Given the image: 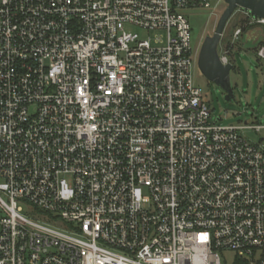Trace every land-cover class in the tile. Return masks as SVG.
<instances>
[{
  "label": "built area",
  "instance_id": "2783aa9c",
  "mask_svg": "<svg viewBox=\"0 0 264 264\" xmlns=\"http://www.w3.org/2000/svg\"><path fill=\"white\" fill-rule=\"evenodd\" d=\"M212 5L0 0V264H264V126L192 77L182 11Z\"/></svg>",
  "mask_w": 264,
  "mask_h": 264
},
{
  "label": "rangeland",
  "instance_id": "374dc122",
  "mask_svg": "<svg viewBox=\"0 0 264 264\" xmlns=\"http://www.w3.org/2000/svg\"><path fill=\"white\" fill-rule=\"evenodd\" d=\"M226 8L224 0H213L210 8H185L182 12L191 27V46L194 51V65L191 69L194 83L203 92V100L210 109V122L231 124L244 123L264 126V61L257 56V48L264 40V25L254 24L232 41V33L236 28H242L247 13L237 9L226 23L218 43L217 51L222 53L229 45L232 48L229 58L233 69L230 71L232 98L224 99V93L214 83L208 81L197 66V54L203 39L211 36L216 23ZM129 31L141 36L147 33L137 27H126ZM150 32L149 35H153ZM241 134L251 142H258L264 137L263 130L243 129ZM24 209L28 207L24 205ZM227 264H235L237 256L233 251L221 253Z\"/></svg>",
  "mask_w": 264,
  "mask_h": 264
},
{
  "label": "water",
  "instance_id": "95a60500",
  "mask_svg": "<svg viewBox=\"0 0 264 264\" xmlns=\"http://www.w3.org/2000/svg\"><path fill=\"white\" fill-rule=\"evenodd\" d=\"M226 8L221 13L211 36H206L197 54V66L202 75L218 86L224 93V99L232 98L230 71L233 64L223 65L218 56V43L224 27L237 9H242L253 18L264 19V0H224Z\"/></svg>",
  "mask_w": 264,
  "mask_h": 264
},
{
  "label": "trees",
  "instance_id": "16d2710c",
  "mask_svg": "<svg viewBox=\"0 0 264 264\" xmlns=\"http://www.w3.org/2000/svg\"><path fill=\"white\" fill-rule=\"evenodd\" d=\"M250 17H252L250 14H248L247 13V17L244 19V20H242L243 22H244V25H242V32L245 30V29H247V28H249L251 25H248L247 24V22H248V19L250 18ZM231 48H232V46L231 45H229L228 46V49H230L231 50ZM232 62V61H231ZM234 68V67H233ZM232 68V69H233Z\"/></svg>",
  "mask_w": 264,
  "mask_h": 264
},
{
  "label": "crops",
  "instance_id": "0c3cea01",
  "mask_svg": "<svg viewBox=\"0 0 264 264\" xmlns=\"http://www.w3.org/2000/svg\"><path fill=\"white\" fill-rule=\"evenodd\" d=\"M251 26H253V25H251ZM243 33V32H242ZM262 43V42H261Z\"/></svg>",
  "mask_w": 264,
  "mask_h": 264
}]
</instances>
